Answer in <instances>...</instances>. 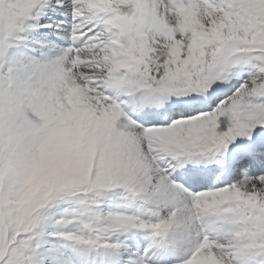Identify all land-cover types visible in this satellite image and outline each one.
Here are the masks:
<instances>
[{"label": "snow or ice", "instance_id": "1", "mask_svg": "<svg viewBox=\"0 0 264 264\" xmlns=\"http://www.w3.org/2000/svg\"><path fill=\"white\" fill-rule=\"evenodd\" d=\"M0 264H264V0H0Z\"/></svg>", "mask_w": 264, "mask_h": 264}]
</instances>
